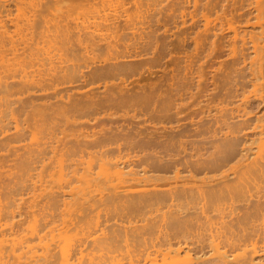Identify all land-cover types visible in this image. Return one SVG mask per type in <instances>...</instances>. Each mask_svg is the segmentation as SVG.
<instances>
[{
  "label": "bare ground",
  "instance_id": "obj_1",
  "mask_svg": "<svg viewBox=\"0 0 264 264\" xmlns=\"http://www.w3.org/2000/svg\"><path fill=\"white\" fill-rule=\"evenodd\" d=\"M200 19L205 22V37H209L207 25L220 18L205 16ZM255 19L264 24V17ZM125 21L119 23L117 18H103L100 22L109 33L121 31L125 35H134L130 23ZM5 32V25L0 21V34ZM151 32L145 34L144 43L140 41V44L150 46L154 37ZM241 32V50H252L241 53L233 62L240 65L242 77L248 69L259 81L264 78V35L255 33L249 25ZM246 34L248 38H245ZM95 39L93 35V42ZM99 39L105 40L106 46L110 44L106 36ZM141 52L134 50L112 56L102 60L104 63L90 61L88 66L91 67L83 70L85 73L79 70L76 74L77 67H72L73 75L82 78L85 84L102 82V92L106 95V91L116 90L118 97L141 100L145 98V92L139 89L136 94L132 92L134 95H125L122 88L125 81L121 77L126 72L129 77L139 70V62L143 59L135 61V58L141 56ZM251 52L256 56H250ZM247 54L249 62H246ZM127 58H134V61ZM254 64L258 67H253ZM54 77L51 69L30 77L26 75L23 85L31 98H18L17 101L33 103V99L36 100L33 97L43 96ZM175 77V74L170 77L168 92L165 88L164 91L156 88L154 92L152 111L166 121L174 115L176 92L172 80ZM117 78L122 83L114 85L113 80ZM98 83L93 91L101 88ZM11 86L6 80H0L3 92ZM90 90V95H94ZM37 91L42 95H36ZM258 100L264 107V94H260ZM12 103L11 100L0 101V150L4 152L7 164L5 169L2 168L5 162L0 164V264H264V112L253 114L248 110L246 99L236 105L232 101L220 103L217 136L212 140L215 156L209 162L183 161L186 174H180L177 168L171 176L165 175L171 166L160 162L162 157L158 154L172 151L169 140L161 138L149 143L134 137L129 140L134 150L142 152L152 144L159 149L152 158L150 154L147 157V154L132 155L137 157V163L147 164L141 171L130 166L133 160L129 154H117L107 171L109 175L103 178L105 182L87 179L84 189L81 187L75 195L60 187L57 194L50 193L40 201L31 199L26 203L24 195L35 188L32 170L56 151L50 136L29 145L24 142L27 131L18 124L16 117L8 118L6 114ZM204 132V129L202 133L195 129L193 133L203 135ZM174 138L170 136V140ZM112 140L111 135L88 142L81 140L74 152L103 155L110 149ZM150 158L157 163L148 164ZM101 183H107L110 189L104 192L99 188ZM23 219L29 221L25 229L22 228Z\"/></svg>",
  "mask_w": 264,
  "mask_h": 264
},
{
  "label": "rangeland",
  "instance_id": "obj_2",
  "mask_svg": "<svg viewBox=\"0 0 264 264\" xmlns=\"http://www.w3.org/2000/svg\"><path fill=\"white\" fill-rule=\"evenodd\" d=\"M0 4V21L6 28V32L0 34V80L12 85L5 92L0 89V101H13L6 114L8 118L16 117L18 124L27 131L26 144L50 136L56 151L48 154L32 170L35 188L27 195L23 194L24 203L31 199L40 201L50 193L57 194L60 187L75 195L87 179L104 181L117 154H129L133 160L130 166L141 171L147 164L137 163V157L132 155L147 154V157L150 154L152 158L159 149L152 144L153 147L143 153L134 150L129 143L134 137L149 143L161 138L169 140L172 151L158 154L163 160L159 158L160 162L171 166L165 175L171 176L177 168L180 174H186L183 161L209 162L215 156L212 140L217 136L216 119L220 103L232 101L236 105L246 99L248 110L253 114L264 112L258 100L259 95L264 94V78L255 80L248 69L242 77L240 65L233 62L241 53L252 50H241L239 38L243 35L242 28L249 25L255 33L262 32L264 35V24L255 19L264 17V0H0ZM205 16L220 18L207 25L211 34L209 37H205V22L200 19ZM103 18H117L119 23L127 20L135 34L125 35L121 31L109 33L100 22ZM87 30H93L91 34L96 38L95 42ZM151 30L153 42L151 36L150 46H143L142 38ZM102 36L110 40L108 46L104 45L105 40L101 42L99 39ZM248 37L246 34L245 38ZM134 50L142 51L135 61L143 59V64L140 61L139 70L133 71L137 74L131 72L133 74L128 77L126 72L121 75L125 81L122 88L128 96L139 90L145 92V98L141 100L123 99L118 97L116 90L110 91L111 95L106 91V95L105 91L102 92V82L101 85L98 82L85 84L82 78L73 75L74 67L78 69L75 73L79 74V70L84 72L91 67L88 66L90 61L99 63ZM250 56L255 57V52H251ZM245 57L249 62V55ZM129 59L134 61V58ZM257 64L253 67L257 68ZM50 69L55 77L51 85H46L43 96H34L36 100L32 98L33 103L28 105L17 101L18 98H31L23 85L26 75L30 77ZM172 74L176 76L172 80L176 92L174 115L166 121V118H158L152 106L156 88L167 91ZM117 80H113L114 85L121 82ZM97 83L101 88L93 91ZM90 89L95 96L90 95ZM39 92L35 94L39 95ZM30 93H34L33 90ZM195 129L201 133L204 129L205 132L196 135L193 133ZM101 135L114 138L110 149L103 155L74 152L81 140L88 142ZM172 135L175 138L170 140ZM3 154L0 150V164L5 162L2 167L5 169L7 164ZM151 158L148 164L153 162L150 165H155L157 161ZM126 168L123 166L122 169ZM106 184L99 187L104 192L110 189ZM28 219H23V229L27 228Z\"/></svg>",
  "mask_w": 264,
  "mask_h": 264
}]
</instances>
